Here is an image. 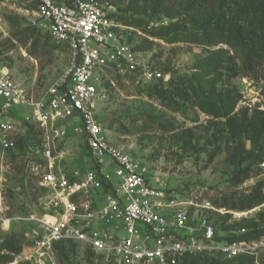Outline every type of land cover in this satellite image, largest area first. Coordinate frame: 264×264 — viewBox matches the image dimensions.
Segmentation results:
<instances>
[{
	"label": "rangeland",
	"instance_id": "1",
	"mask_svg": "<svg viewBox=\"0 0 264 264\" xmlns=\"http://www.w3.org/2000/svg\"><path fill=\"white\" fill-rule=\"evenodd\" d=\"M35 1H0V67H7L19 84L39 97L63 74L70 53L66 47H55L54 38L48 32L37 29L32 35L26 30L33 29L31 19L35 9L31 5ZM100 1L109 3L110 13L115 17L132 20L144 17L142 14L134 17V9H145L147 18L152 14L149 0ZM182 1L167 0L166 8L156 11L164 17L165 25L178 21ZM166 9L171 17L163 16ZM114 19L119 24L115 31L120 40L140 52L146 62L158 68L164 77L146 81L117 67H106L100 71L101 86L108 90V95L97 103V113L107 129L110 142L145 163L154 186L176 191L187 188L189 192L196 189L216 207L229 210L225 213L211 210L208 213L217 226L224 224L234 234L245 229L240 225L245 219L249 225L264 228V202L245 211L230 206L231 202L255 192L264 195V168L261 167L264 145L261 140L252 139L253 123L264 120V79L246 76L240 71L235 76L227 75L233 67L238 68L239 61L235 66H223L217 75L221 76L217 89L222 95L228 93L237 102L226 117L208 114L195 105L193 97L184 98L176 94V89L182 86L190 91L184 81L201 72L202 64L219 49L229 50V55H236V51L225 44L211 46L173 40L172 33L168 38L152 36L143 28L144 22L137 27ZM146 28L149 30L150 27ZM35 39L39 40L36 50L32 48ZM211 79L213 75L210 73L202 81ZM14 111L17 141L26 136L25 122L34 123L30 107L18 105ZM235 120L237 124L242 120L241 129L232 123ZM35 128L42 144L37 149L31 147L25 157L18 156L13 161L14 150L0 148V193L6 199L12 217L37 213L41 209L46 198V191L40 184L41 173L49 164L55 171L69 176L93 165L87 148L70 128L66 130L64 140H55L50 162L42 154L43 134L36 125ZM29 140L35 143L32 137ZM247 174L248 178L237 182V178ZM21 227L15 226L9 233L19 234ZM86 251L82 246L77 247L79 264H117L105 254ZM55 264H60L58 256ZM252 264H264V249H259Z\"/></svg>",
	"mask_w": 264,
	"mask_h": 264
},
{
	"label": "built area",
	"instance_id": "2",
	"mask_svg": "<svg viewBox=\"0 0 264 264\" xmlns=\"http://www.w3.org/2000/svg\"><path fill=\"white\" fill-rule=\"evenodd\" d=\"M31 24L67 44L70 58L63 74L39 97L0 67V148L16 145L14 107L21 105L32 109V122L43 134V157L51 162L55 140H64L70 128L83 139L94 166L70 176L50 164L45 167L40 184L46 198L37 213L12 217L0 193V232L21 225L25 235L21 252L0 251L12 256L7 264H55V245L62 241L105 254L117 264H178L186 255L202 253L256 257L264 249V237L228 240L230 232L221 230L208 213L229 210L216 207L196 189L154 186L147 165L110 142L97 113V103L108 95L100 71L117 67L146 81L164 76L120 40L109 3L38 0Z\"/></svg>",
	"mask_w": 264,
	"mask_h": 264
},
{
	"label": "trees",
	"instance_id": "3",
	"mask_svg": "<svg viewBox=\"0 0 264 264\" xmlns=\"http://www.w3.org/2000/svg\"><path fill=\"white\" fill-rule=\"evenodd\" d=\"M3 1V0H0ZM60 1V0H59ZM151 1L152 14L147 18V11L145 9H134L132 15L142 14L144 17L136 18L135 22L128 17H115L118 20H122L126 25H135L139 27L141 23H145L144 29L150 32L152 36H165L172 33L173 40H186L197 42L206 45H218L225 44L230 49L236 51V55H229V50L223 48L219 49L210 59L202 64L201 72L195 73L188 77L184 83L190 89L188 91L184 87L176 89V94L182 97H193L195 105L201 108L204 112L215 115L216 117H226L232 110L237 101H233V97L228 93L222 95L218 88V82L221 80L220 68L227 65H236L238 61L240 65L238 68L233 67L229 76H235L239 71L243 72L246 76H254L264 79V0H183L182 10L178 21H172L170 23H163L162 15L156 12L159 8H166L165 3L167 0H149ZM32 9L38 7V0L32 5ZM163 16L171 17L167 9L163 10ZM133 17V18H134ZM157 19L156 21L154 19ZM152 19V22H150ZM117 21V20H116ZM149 22V23H148ZM143 23V24H144ZM150 23H155L150 26ZM18 24V23H17ZM148 24V25H147ZM146 27H150L149 30ZM33 26V29L29 30L30 34L34 35L37 28ZM39 40L35 39L32 44V48L36 50L39 46ZM55 47H69L65 43H58L55 41ZM238 70V71H236ZM213 75V79L209 81H202L204 76L208 74ZM217 77V78H216ZM159 80H162L159 79ZM264 95V85L262 89ZM236 121V122H235ZM232 121L240 129L242 128V120L237 124V120ZM231 122V121H230ZM27 126V133L25 137L19 138L16 141L14 153H12L13 161L20 157H25L30 151L31 147L40 148L42 144L38 139V132L34 129L35 125L25 122ZM254 134L253 141L256 139L261 140L264 145V120L253 123ZM246 127V125H245ZM239 131V130H238ZM33 138L35 143L30 142V138ZM86 147L83 139L81 140ZM87 148V147H86ZM90 157L88 149L86 150ZM264 160V159H261ZM264 161H262L263 163ZM94 166V165H93ZM249 174L243 178H237V182H241L243 179L248 178ZM23 188L28 191L30 189L23 185ZM264 202V195L261 192H255L247 197H244L238 201L231 202L232 208L245 211L251 210L256 206ZM246 221V223H245ZM248 220H243L240 225H244L245 233H229L228 240H256L264 237V228L247 224ZM247 225V226H245ZM219 227V226H218ZM221 230L228 231L224 224L219 227ZM2 241H0V251L7 250L10 253H19L22 251L23 244L25 243L24 227H21V233H1ZM0 236V239H1ZM57 256L60 264H79L77 260V247L78 243L72 241H62L56 245ZM88 251H92L89 248H85ZM92 253V252H91ZM209 254L202 253L197 255H186L178 264H252L254 257L250 255H241L235 258L227 259L220 255L221 258L216 256H208ZM12 259L11 255H5L0 253L1 264H7Z\"/></svg>",
	"mask_w": 264,
	"mask_h": 264
}]
</instances>
